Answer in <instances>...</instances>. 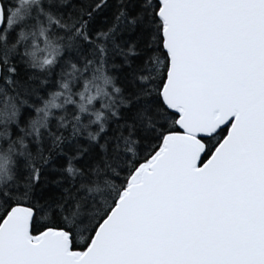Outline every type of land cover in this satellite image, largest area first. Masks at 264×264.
Instances as JSON below:
<instances>
[{
  "label": "snow or ice",
  "instance_id": "obj_1",
  "mask_svg": "<svg viewBox=\"0 0 264 264\" xmlns=\"http://www.w3.org/2000/svg\"><path fill=\"white\" fill-rule=\"evenodd\" d=\"M0 264H264V0H0Z\"/></svg>",
  "mask_w": 264,
  "mask_h": 264
}]
</instances>
